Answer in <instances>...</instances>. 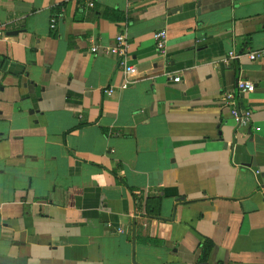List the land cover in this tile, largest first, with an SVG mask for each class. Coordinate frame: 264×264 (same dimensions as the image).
<instances>
[{
  "label": "crops",
  "instance_id": "crops-1",
  "mask_svg": "<svg viewBox=\"0 0 264 264\" xmlns=\"http://www.w3.org/2000/svg\"><path fill=\"white\" fill-rule=\"evenodd\" d=\"M263 21L264 0H0V264H264Z\"/></svg>",
  "mask_w": 264,
  "mask_h": 264
},
{
  "label": "built area",
  "instance_id": "built-area-1",
  "mask_svg": "<svg viewBox=\"0 0 264 264\" xmlns=\"http://www.w3.org/2000/svg\"><path fill=\"white\" fill-rule=\"evenodd\" d=\"M86 5L89 7L93 6V0H86ZM55 23V17L49 18V27H53ZM262 29L264 30V21L262 24ZM1 33V31H0ZM154 47L156 51L162 52L165 45V30L157 29L151 34ZM126 46L127 38L123 31L118 32L114 38L111 45H107L101 48L103 54H113L119 57V63L122 65V70L124 73V81L119 85L120 88L127 87L134 81V76L136 74V69L131 63H127L126 60ZM91 52L96 50L95 46L90 47ZM263 53L262 50H252L246 53L249 59H254ZM237 56L232 50L227 51V57ZM225 61V59H224ZM172 80L177 81L178 77H173ZM254 88L252 81L245 78H236L234 82V88L230 91H224L221 95L220 102L224 109L233 120L235 124H244L250 118V109L244 106L239 105L238 97L243 96L251 92ZM113 91L111 86H107L103 89V92L106 95H109ZM255 130H258L259 127H255Z\"/></svg>",
  "mask_w": 264,
  "mask_h": 264
},
{
  "label": "trees",
  "instance_id": "trees-1",
  "mask_svg": "<svg viewBox=\"0 0 264 264\" xmlns=\"http://www.w3.org/2000/svg\"><path fill=\"white\" fill-rule=\"evenodd\" d=\"M114 14H116V15H114ZM102 16L104 18L111 19V20H119V19L123 18L122 14L119 11L114 10V9H106L102 13ZM3 60H4V58L0 56V66H1V63L3 62ZM82 124H84V122H79L78 125H82ZM125 186H126L127 191L129 192V194L131 195L133 201L135 203H138L140 201V199H141V196H142L141 189H138V188H135V187H131V186H128L126 184H125ZM152 198H154V197L149 196L148 193L145 196V203H147L146 204V209H147L148 212H150V214L156 215L155 211H157L159 196H155V199H153V200H155V205L152 203ZM154 207H155V211H154ZM137 239L139 241H141V242H153V243L157 242L156 239H151V238H148V237H143V238L139 237ZM208 245H211L210 241H208Z\"/></svg>",
  "mask_w": 264,
  "mask_h": 264
}]
</instances>
